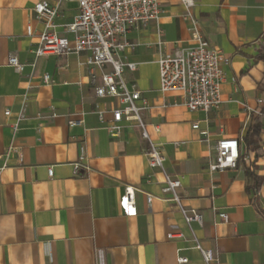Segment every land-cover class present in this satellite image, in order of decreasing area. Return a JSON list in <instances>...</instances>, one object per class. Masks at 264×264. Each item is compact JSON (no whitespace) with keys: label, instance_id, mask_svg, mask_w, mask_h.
Instances as JSON below:
<instances>
[{"label":"crops","instance_id":"1","mask_svg":"<svg viewBox=\"0 0 264 264\" xmlns=\"http://www.w3.org/2000/svg\"><path fill=\"white\" fill-rule=\"evenodd\" d=\"M40 1L57 3L0 0V264H204L193 238L215 253L213 264H264V107L256 103L264 97V0H192L201 35L230 59L222 103L207 113L189 112L182 95L159 91L157 29L168 53L191 45L181 0H159L158 20L126 35L133 47L121 55L136 70L124 77L149 107L146 131L162 148L165 172L181 182L182 206L200 214L201 223L190 225L164 200L163 174L148 167L139 130L122 123L111 136L99 123L97 110L110 120L120 103L95 97L86 55L34 58ZM57 10L55 30L71 40L64 26L77 4ZM10 55L22 72L8 64ZM222 139H237L240 157L236 168L211 173ZM80 145L88 171L74 174ZM125 187L134 190L133 217L118 206ZM169 232L182 236L168 239Z\"/></svg>","mask_w":264,"mask_h":264},{"label":"built area","instance_id":"2","mask_svg":"<svg viewBox=\"0 0 264 264\" xmlns=\"http://www.w3.org/2000/svg\"><path fill=\"white\" fill-rule=\"evenodd\" d=\"M186 8L183 19L189 23L191 45L187 48L177 49L171 53L165 50V42L161 39L162 31L157 29L156 42L159 75V91L161 93H178L182 95L183 106L189 112L207 113L217 109L221 103V85L224 81V67L228 66L230 59L218 49L212 47L200 33L199 21L192 16L190 9L192 0H181ZM62 2L77 4L78 13L73 20L64 26V32L72 36L69 40L58 34L55 30L54 19L58 14V5ZM161 13L159 0H57L54 5L47 1H40L33 7L34 19L41 22L43 29L37 36L34 58L63 57L69 54H85L84 65L88 69V82L96 98H114L120 107L110 111L111 119L105 120L103 111L97 110L99 123L111 136H116L122 123L137 128L143 142V154L146 156L148 167L160 170L163 174V187L161 192L166 194L165 201L174 203L178 208L184 222L201 223L199 212L187 210L182 206L177 189L181 182L171 177L164 170L165 156L162 148L152 140L144 121V113L149 109L142 97L141 91L134 82L126 81L125 72H134L136 65L129 62L121 53L132 49L133 45L127 39V33L138 26H145L149 22H156ZM27 35L31 36V29L27 27ZM264 45V35L262 36ZM8 64L17 72H22L24 65L15 56L8 57ZM43 81L48 84L49 76L44 75ZM259 106L264 107V97L256 100ZM249 111V109H248ZM5 116L10 112L6 110ZM264 116V113H263ZM22 115H18L12 129L15 132ZM81 121H68V126H76ZM198 129V123L192 124ZM157 131V128H155ZM214 158L208 165V171L223 172L225 169L236 168L240 157L237 139H222L214 145ZM85 148L79 146L77 161L73 164V173L79 169L88 171L84 164ZM47 174L52 176V169ZM153 196L147 195L146 202L150 204ZM118 206L126 217L136 216L134 206V190L125 187L118 199ZM223 222L227 216L221 214ZM181 237L180 233L169 232L168 239ZM194 248L200 253L204 264L215 262V253L203 248L196 238L192 239ZM179 264L187 263L186 258H178Z\"/></svg>","mask_w":264,"mask_h":264},{"label":"trees","instance_id":"3","mask_svg":"<svg viewBox=\"0 0 264 264\" xmlns=\"http://www.w3.org/2000/svg\"><path fill=\"white\" fill-rule=\"evenodd\" d=\"M252 128L255 130V129H257V131H258V129H259V126L257 125V124H254L253 126H252ZM247 174H249V172L247 171L246 172Z\"/></svg>","mask_w":264,"mask_h":264}]
</instances>
